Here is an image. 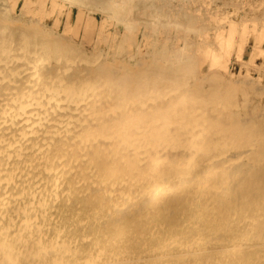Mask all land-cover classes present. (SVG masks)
Returning a JSON list of instances; mask_svg holds the SVG:
<instances>
[{"label":"bare ground","instance_id":"obj_1","mask_svg":"<svg viewBox=\"0 0 264 264\" xmlns=\"http://www.w3.org/2000/svg\"><path fill=\"white\" fill-rule=\"evenodd\" d=\"M64 1L104 47L0 3V264H264L263 112L221 44L163 0Z\"/></svg>","mask_w":264,"mask_h":264},{"label":"rangeland","instance_id":"obj_2","mask_svg":"<svg viewBox=\"0 0 264 264\" xmlns=\"http://www.w3.org/2000/svg\"><path fill=\"white\" fill-rule=\"evenodd\" d=\"M3 1L8 3V6L10 8V12L14 13V14H16L17 11H19L22 8V6H23V8L25 7L26 11H30L31 9H32L31 12L36 11L35 12V13H37L36 17L39 18V23H40L39 25H46L48 28L51 27L52 31H54V32L55 31H61L62 32V30L64 29V25H65V27L68 30L69 29L70 30L68 31L66 29L67 32L65 30H64V32L67 34H69L68 32H71L72 37L73 38L75 37V40H77V41L84 40L86 47L93 45L95 42H100L97 44L102 45V47H104V42L100 39V37L102 36L101 33L103 34V32L105 30L107 32L108 29H109L108 32H110L111 27L113 26V25H111V23L106 24L107 21H104V22L102 21L103 19L100 17V14H101L100 12L97 11L96 13L95 12L90 13L89 16L86 17V16H84V14H85L84 9L80 8L79 6H76V4H72V5L69 4L68 5L64 0H60V1L55 0V2H58L55 6H54L55 3L51 4L50 0H48V1L44 0L46 2L40 1V0H36V1L30 0L31 3H29V0L28 1L27 0H24V1L23 0H14L15 2L11 1V0H0V3ZM120 1H122V0H120ZM153 1H154V4H155V2L156 3L162 2V0H153ZM163 1L166 2V5L163 6L164 9L162 11L166 12V13H170L172 15L171 18H173L177 21H180L182 23H190L192 20V22H195L194 23L195 25L197 23L196 28L199 29L200 31L202 28L206 29L207 32L205 33V31H204L202 33H203V35L205 33V35L203 37H204V39L207 40V43H212L213 46H215V45L217 46L218 42H219V45L221 44L220 46H217V48L219 47V49L216 51L217 53H215V52L214 53L219 56V59L216 56L215 60L216 61L217 60L222 61V63L219 61L216 62V64L214 65V67L216 68L214 71V73H215L214 75H216V73L218 74V72H219V75H221V78L223 77L229 83H232V81H236V80L238 81L239 80L241 82L246 81L247 86L254 87L256 85L258 87V89H256L257 91L253 90V88H252V90H253L252 91L250 89L251 87L250 88L248 87L249 88V93H248L249 98L247 96H244V98L242 100H240L239 103L243 102L246 106L249 104L247 106L248 108L251 107V105H252V107H251L252 109L260 108V109H258V112L259 113L263 112V114L260 115L263 118L259 116L256 119V122L258 121V123L260 125H263L264 124V93H263L264 92V88H263L264 87V0H163ZM24 3H26L27 5H25ZM43 3H45V5ZM61 3H63V4H61ZM39 4L42 5V8ZM58 4H61V5L59 6ZM15 5H16V7H15ZM52 6H53V8H52ZM38 7L41 10L43 8L45 9V10H42L43 13H40L41 10H39ZM56 7L58 9L60 7L61 10H58ZM63 7H65V8H63ZM69 7H71V8H69ZM68 9H70V12ZM57 10L61 11V13H58ZM45 12H49V14L45 13ZM79 12L82 13L83 15H81ZM67 13H69V14L67 15ZM43 14H46V16L45 15L43 16ZM76 14H78V16ZM47 15H49V16H47ZM69 15H70V17H69ZM40 16L44 17L45 19L40 17ZM67 16L69 17V19ZM90 16H93V17L91 18ZM85 17H86V19H85ZM67 19L69 22L67 21ZM99 19H100V21H99ZM94 20H96V21H94ZM46 21H47V23H46ZM65 21H66V23H65ZM57 23H59V24H57ZM62 23H64V24H62ZM82 23H84L83 26H82ZM98 23H100V26L96 30L98 32V34H96L97 32H94L92 30V32H87L86 33L87 35L84 34L85 37H83L82 39L80 38V31L82 32L85 30V29H83V27L86 28L87 26H90V24L95 25ZM102 23L106 24V25H104L105 27L103 26ZM49 24H50V26H49ZM52 24H54L55 26L52 27ZM72 24H73V26H72ZM232 24H234V25H232ZM56 25H57V29H55ZM61 26H63L62 29H61ZM71 28H72V31H71ZM76 30H77V32H75ZM93 32H94V34H93ZM194 32L196 33V31H193V33L188 32V35L191 36L189 39L192 38L190 41L196 44V42L198 41V38H199V34H197L198 35V37H197V35L194 34ZM215 32H217V33H215ZM111 33H109V34H111ZM112 34H114V33H112ZM76 37H78V38H76ZM91 37H93V38L91 39ZM97 37H99V39H97ZM89 38L91 39L90 42H89V40H90ZM95 38H96V40L94 42ZM219 38H220V40H219ZM194 39H196V40H194ZM229 39L231 40V42ZM226 40H228L229 42L227 41V43H226ZM173 43H174V45L176 43V46H177V45L181 44L182 42L180 40L176 39L173 41ZM165 44H169V42L165 43ZM227 44L229 46H226ZM222 45L223 46L225 45V46L223 47ZM211 47H212V45H211ZM225 47L228 48L227 51H226ZM229 47L232 49H230ZM195 48L197 50L196 53H198L199 50H202V49L198 48V46L196 47V45H195ZM220 49H221V51H219ZM222 49L224 52L222 51ZM218 51L220 53H222V52L223 53L220 54ZM204 52L205 53H203V50L199 51V53L196 55L197 56L199 55L198 64H199V66L201 64L200 69H202L204 71H206V70L208 71L212 65H210V62H209L208 63L209 67H208L206 59L209 58V55H208V53H206L207 51H204ZM239 52H241V53H239ZM202 53H203V55H202ZM212 56H214V55L212 54ZM216 65H217V67H216ZM207 67H208V69H207ZM225 70H227V72ZM229 71H230V73H233V75L230 74ZM227 74H228V76L226 78ZM203 86L208 87L207 81L204 83ZM259 91H261V92H259ZM260 93L262 94L261 96H259ZM238 98L241 99L242 96H239ZM244 101L250 102V103H245ZM255 102H256L257 106H256V104L253 105ZM255 106H256V108H255ZM261 108L263 109V111Z\"/></svg>","mask_w":264,"mask_h":264}]
</instances>
